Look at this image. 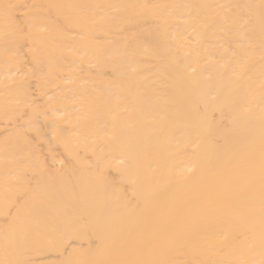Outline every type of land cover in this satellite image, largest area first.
<instances>
[{
	"label": "bare ground",
	"instance_id": "bare-ground-1",
	"mask_svg": "<svg viewBox=\"0 0 264 264\" xmlns=\"http://www.w3.org/2000/svg\"><path fill=\"white\" fill-rule=\"evenodd\" d=\"M0 264H264V0H0Z\"/></svg>",
	"mask_w": 264,
	"mask_h": 264
}]
</instances>
